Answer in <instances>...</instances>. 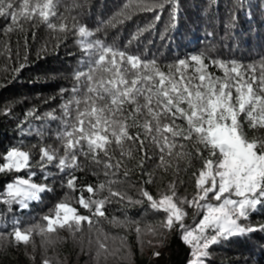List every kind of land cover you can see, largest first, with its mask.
I'll use <instances>...</instances> for the list:
<instances>
[{
	"label": "snow or ice",
	"instance_id": "6c2138e0",
	"mask_svg": "<svg viewBox=\"0 0 264 264\" xmlns=\"http://www.w3.org/2000/svg\"><path fill=\"white\" fill-rule=\"evenodd\" d=\"M165 5L172 6L175 20L178 0H138V8L144 11L163 10ZM79 7L75 0L70 6L64 5L63 0H0V17L11 20L5 33L15 28L23 31L25 23H38L54 33H73L81 50L80 67L73 73L74 84L61 90L68 93L60 105L61 115H55V110L44 117L36 115L34 109L26 113V117L34 116L36 120L47 117L59 121L54 133L59 146L41 143L36 166L45 180L51 175L47 171L49 165L61 173L67 172L63 186L69 191L35 223L22 228L21 222L14 220L12 231L0 233V241L27 247L34 244L33 236L38 235L42 244H52L61 230L75 236L87 227L98 233L97 258L117 256L121 249H110L109 234L97 227L101 219L114 227L136 223L138 237L142 226L115 216L109 219L106 206L113 202L128 205L147 202L149 208L162 212L164 219L159 229L152 225L143 229L153 235L178 230L190 248L188 264H206L212 245L234 236L264 231V224L252 226L241 222L248 220L258 206H264V57L245 64L198 52L163 64L97 37L99 28L89 29L80 22L78 13L72 14ZM210 67L222 75L210 71ZM10 111L5 108L4 114ZM245 124L259 134L249 137ZM186 141L203 146L208 153L205 158L201 149L196 148L202 167L192 174L196 192L191 198L178 195L175 181L157 197L140 187V199L135 200L126 191L113 187L119 183L117 179L95 186L77 184L74 173L86 166L81 157L101 169L106 177H115L125 168L123 176L127 179L126 161L140 153L139 167L143 168L144 160L150 159L148 145L158 149V166L167 171L170 162L166 157H191V153L184 151ZM2 161L0 173L27 170L26 178L16 175L0 192V203L8 205L9 211L12 205L28 209L31 202L41 199L42 193L52 190L48 184L32 179L36 175L32 170V153L22 145L10 147ZM176 171L179 173V165ZM145 183H152L151 175ZM73 202L88 214H81ZM187 209L200 217L193 225L184 222ZM111 239L115 241L117 237ZM42 264L53 261L46 257Z\"/></svg>",
	"mask_w": 264,
	"mask_h": 264
},
{
	"label": "trees",
	"instance_id": "16d2710c",
	"mask_svg": "<svg viewBox=\"0 0 264 264\" xmlns=\"http://www.w3.org/2000/svg\"><path fill=\"white\" fill-rule=\"evenodd\" d=\"M75 2L80 7L72 14L78 13L80 22L89 29L99 28L97 37L146 59L155 58L163 64L198 52L222 59L240 60L245 64L264 57V0H243L242 5L241 0H178L175 20L171 5H165L163 10L144 11L138 8V0ZM63 3L70 6L73 0H63ZM122 11L125 15L118 16ZM157 15L159 19H156ZM10 24V18L0 17V163L10 147L22 145L24 150L32 153V170L36 172L32 179L36 183L48 184L52 190L42 193L41 199L31 202L28 209L20 210L17 205H12L9 211L8 205L0 203V233L4 234L12 231L14 220H19L22 228L35 223L69 191L63 186L68 179L67 172L61 173L49 165L47 171L51 175L45 180L44 174L36 166L41 143L59 146L54 135L59 121L47 117L36 120L34 116L26 117V113L34 109L36 115L44 117L45 113L55 110V115H61L60 105L68 98V93L61 90L73 86V73L80 67L81 57L77 37L73 33H54L38 23H25L23 31L15 28L5 33ZM209 70L222 75L214 67ZM5 108L11 111L4 114ZM245 131L249 137L259 134L248 129L246 124ZM184 143L187 145L184 151L191 153V157H166L170 162L167 171L158 166V149L148 145L146 150L150 159L144 160L143 168L139 167L140 153L126 161L129 171L127 179L123 176L125 168L115 177H106L101 169L81 157V162L86 166L83 171L74 173L78 177L77 184L95 186L108 179H117L119 183L113 187L126 191L135 200L140 199V187L157 197L158 193L166 191L170 182L175 181L178 195L191 198L196 192L192 174L202 167V159L196 156V148L201 149L205 158L208 153L201 145L191 141ZM116 154L119 156L118 151ZM177 165L179 173L176 171ZM16 175L26 178L27 170L0 173V192ZM149 175L152 183H145ZM84 194L88 195L86 192ZM73 206L81 214H88L74 202ZM106 208L109 219L115 216L142 226L138 237L136 223L114 227L101 219L97 227L109 234L107 244L110 249H121L117 256L97 258L98 233L95 229L90 232L85 227L75 236L61 230L59 238H54L55 243L52 244H42L38 235L33 236L34 244L30 243L27 247L23 244L15 246L7 240L0 241V264H42L46 257L53 264H188L190 248L182 241L178 230H164L153 235L143 229L145 225L159 229L164 219L162 212L152 210L147 202L133 205L113 202ZM187 212L186 224L193 225L194 220L198 222L200 217L194 216L192 209H187ZM241 222L252 226L264 224V206H258L248 220ZM111 237L117 239L113 241ZM156 252L160 255L155 256ZM206 264H264V231L234 236L212 245Z\"/></svg>",
	"mask_w": 264,
	"mask_h": 264
}]
</instances>
